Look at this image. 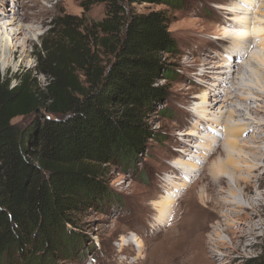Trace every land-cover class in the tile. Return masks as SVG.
<instances>
[{
	"label": "rangeland",
	"instance_id": "obj_1",
	"mask_svg": "<svg viewBox=\"0 0 264 264\" xmlns=\"http://www.w3.org/2000/svg\"><path fill=\"white\" fill-rule=\"evenodd\" d=\"M88 2L89 0H0V12L6 15L4 23H11L5 26V34L0 33V77L11 80V88L17 84L14 79L18 76H30L38 87L45 86L46 78L37 75L35 71L39 65L37 48L40 46V39L52 28L53 19L59 16L77 17L87 28L100 22L104 17L103 5L88 6ZM181 3L178 10L170 13L172 21L168 28L178 43L179 55L168 61L173 70L171 78L161 81L168 92L166 104L156 105L147 119L150 136L145 152L134 161L114 163L108 168L105 177L108 199L100 201L78 218L76 228H72L74 235L54 247L53 255L46 251L27 256L17 253L11 259H3L5 263L0 264H33L35 261L37 264H144L136 259L150 254L153 256L159 252L157 248L163 250L160 242L171 231L175 232L174 221L178 215L189 218L196 214L197 208L203 207L202 201L207 208H212V204L206 202L207 196H212L209 170L216 169L219 161L225 159V154L221 153L220 148L217 149L219 144H226L225 141L230 138L224 134L225 125L241 126L243 123L254 122L253 118L257 119L256 123L264 122V81L261 77L264 75V68L256 60L248 61V56L252 53L264 59V34L263 38L258 36L256 42L249 44L245 52L232 55V42L222 37V33L225 29L237 28L235 30L239 29L243 35L264 29V0H181ZM135 8L142 12L163 9L162 6L148 5H136ZM241 12H245L244 15ZM238 22L242 24L239 25ZM235 23L237 25L233 26ZM22 26L32 29L30 35L27 30L23 31L30 38L20 39L16 43L17 57L5 69L3 49L10 43L8 35L10 32L17 33ZM7 55V58L10 57ZM234 63L232 71L230 67ZM226 65L228 68H225ZM249 71L253 79L250 76L247 78ZM237 72L241 73V78ZM252 90L261 95V108L258 103L260 101ZM217 99V105L209 110L210 114L208 110H203L212 103L216 104L214 100ZM248 105L251 106L250 109H244ZM255 108L260 109L258 115L250 111ZM44 114L42 110L35 116L15 118L11 123L18 128H26L34 118H41ZM214 118L221 125L215 124ZM252 135L247 128L239 137H235L239 142L244 140L249 146H259L264 151V141L253 143L251 138L256 134ZM245 151L241 152L245 155ZM233 155L237 158L235 153ZM255 156L258 160L256 164L264 170V156ZM175 164L185 167L182 168L184 172L181 168L177 171L172 169ZM189 165L194 169H190ZM219 175L232 183L234 176ZM223 191L226 192V188ZM237 198L240 200L239 196L235 197ZM164 200L172 203L171 212L165 218L167 222L164 220L158 227L157 208ZM257 213V236L250 238L253 247L231 246L229 239H234L237 229L245 228L243 222L236 224L233 220V227L229 229L231 235L227 233L228 227L223 226L224 222L218 228L209 223L206 234L210 237L214 232L218 233L232 247L225 246L218 251L209 252L211 264H246L264 256V197ZM212 222L216 223L215 220ZM124 241L131 244L128 246ZM139 243L143 245L144 252L138 255ZM168 243L175 245L177 242Z\"/></svg>",
	"mask_w": 264,
	"mask_h": 264
},
{
	"label": "trees",
	"instance_id": "obj_2",
	"mask_svg": "<svg viewBox=\"0 0 264 264\" xmlns=\"http://www.w3.org/2000/svg\"><path fill=\"white\" fill-rule=\"evenodd\" d=\"M95 4L104 8L100 22L87 28L59 16L40 39L35 71L45 86L18 76L11 88L0 77L1 263L17 253L53 255L68 241L78 218L108 199V168L145 152L147 119L166 104L161 81L171 78L168 61L179 55L170 13L181 0L88 2ZM42 110L29 127L11 123ZM246 264H264V256Z\"/></svg>",
	"mask_w": 264,
	"mask_h": 264
},
{
	"label": "bare ground",
	"instance_id": "obj_3",
	"mask_svg": "<svg viewBox=\"0 0 264 264\" xmlns=\"http://www.w3.org/2000/svg\"><path fill=\"white\" fill-rule=\"evenodd\" d=\"M243 13L245 12H241L240 14L242 15ZM5 17L6 15H4L3 12L1 11L0 12V33L2 32L1 35L5 34L3 33L5 31V26L11 25V23L10 24H7L6 22L4 23ZM238 23L239 25L242 24V23L240 24V22ZM236 25L237 23H235L233 26H236ZM235 29L234 30L225 29L224 31L222 30L223 31L222 37L232 42V45L230 47V52L232 53V55L235 53H239V52L240 53L245 52V50L249 48V44H251L252 42H256V39L258 38V36L261 37L264 34L263 28L261 30H253L251 34L243 33V35L240 34V31H238L239 29L237 31ZM25 30H27V34L29 35L32 32L31 28L22 26L17 33H11V32L9 33L8 38H9L10 43L5 47V49H3V53H4L3 54V67L5 69L17 57L15 56V54L17 53L16 43L20 41V39L26 40L30 38V36L26 37V34H24L23 31ZM247 44H248V47H247ZM260 45L261 44H259V46ZM7 54H9L10 57L7 58L8 56ZM257 55L255 53H252L250 56H248V61L252 59L256 60L259 63V65L261 64L260 66L264 68V59L258 57ZM234 65L235 63L232 64L230 67V69L232 68V71H234L233 69ZM225 68H228V66L226 65ZM259 68L261 70V67ZM237 75L240 76V78L242 76L241 73L239 72H237ZM247 75H248L247 78H249L250 76V78L253 79L250 71H249V74ZM261 77L264 81V75H261ZM249 89H246V90L249 91L250 93ZM252 91L256 95V99L260 101L258 103L260 104L259 108H261L262 100H263L261 99V95L256 90H252ZM214 101L216 104L212 103V105L210 104L204 107L203 110L204 111L208 110V113H209V110H213V107L217 105L218 99ZM250 107L248 105L247 107L245 106L244 109L249 110ZM258 109L255 108V110H250V111H252L254 115H258V111H260V109L259 110ZM204 114H206V112H204ZM230 115L232 117V114ZM214 119H215L214 120L215 124H220V122L217 123L218 121L217 118H214ZM256 120L257 119L253 118L254 122H251L249 124L243 123V125L241 126H238V125L235 126L236 124L231 125V127L228 125H225L224 134H227V136L230 138H227V140L225 141L226 144H219V147L217 148L218 150L220 148L221 153L225 154V159L223 161H219L216 169L212 168L209 170V175H210L211 183H212L211 185L212 187H210L212 196L210 198L209 196H207L206 202H210L209 205L212 204V208L211 207L207 208L206 207L207 205L204 204V201H202L203 205L202 204L201 205L204 207V209L203 207L197 208V206L195 205L196 208L198 209V212L196 214L190 216L189 218L186 216L178 215L175 221L174 219H172L171 221H174L175 223V227L173 229L175 230V232L171 231L169 236L165 238L162 242H160L161 244L159 243L160 245H162L163 250L160 249L161 250L160 251L159 248H157V250L159 251L158 253L154 254L153 256H151L152 254L146 255V257L142 259H136V261L141 260V262L143 261L144 264H211L209 261L210 258L208 256L209 252H214L215 250L218 251L219 249L225 246L231 247L233 246V244L236 246V247L234 246V248H237L238 245L243 246V248L252 246L253 242L250 241V238H254L255 236H257L256 230L258 229L256 221H255V217L258 214L257 209L259 206H261V203L264 197V170H261V168L256 164L258 160L255 155L257 154L263 157L264 151H262L259 146L258 147L249 146L248 142L244 140L239 142L237 140V137H239L242 134V132L248 128L251 130V134L253 135L256 134L255 137L252 135L253 137L251 138V141H253V143L263 142L264 141V122L262 123L261 121L259 122L257 121L258 123H256ZM235 135H237V137H235ZM210 145L212 146V143ZM242 150H246L247 152L245 151V153L247 154L244 155L241 152ZM233 153L237 155V158H235ZM241 154L243 155L242 157H241ZM242 164L244 166L241 167L240 165ZM188 167H190V165ZM179 168H181V165L178 167L177 164H175V166L172 167V169L176 171ZM182 168H185V167H182ZM182 168L180 170L184 172ZM191 168L192 167H190V169ZM219 173L223 175L231 176V177L234 176L232 177L233 178L232 183L230 184L229 180L225 177L220 176ZM242 174H246L247 176H242ZM221 185H224V187L221 188ZM225 188H226V192L223 191ZM200 193H202V191H200ZM236 196H239L240 200L238 198H237L238 200L235 199ZM171 204L172 203L169 200H164L159 203L158 208H157L158 209V218H157L158 227L162 225L164 220H166L165 218L167 217L168 213L171 212V209H170ZM213 220L216 221L215 224L214 222H212ZM233 220H235L236 224L243 222L245 224V225L243 224L245 228L237 229L234 232L235 234L234 239L233 240L232 238L229 239L232 242L231 246L225 243L224 240L220 238V235L218 233L214 232V228L212 231L215 233V235L213 233L212 235L210 234L211 236L209 237L206 234L208 230V225L210 222L215 228L222 226V223L224 222L225 225L223 226L228 227L227 233L231 235L232 232L229 229L233 227L232 225L234 223ZM213 236H214V239L212 238ZM235 239H236V242H233L235 241ZM170 241L172 243L174 242H177V243H175V245H172L168 243ZM125 243L128 246L131 244L129 242H125ZM143 249H144L143 245L139 243L138 250H137L138 255L142 253V251L144 252ZM244 252H247V251L244 250ZM223 257L225 256L223 255ZM137 264H140V263L137 262Z\"/></svg>",
	"mask_w": 264,
	"mask_h": 264
}]
</instances>
